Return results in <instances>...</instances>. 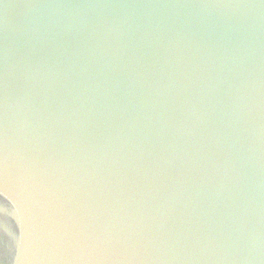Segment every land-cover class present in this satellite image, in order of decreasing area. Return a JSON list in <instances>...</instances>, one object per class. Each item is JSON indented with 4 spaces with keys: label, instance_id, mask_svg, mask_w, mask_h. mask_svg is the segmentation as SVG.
Wrapping results in <instances>:
<instances>
[{
    "label": "water",
    "instance_id": "95a60500",
    "mask_svg": "<svg viewBox=\"0 0 264 264\" xmlns=\"http://www.w3.org/2000/svg\"><path fill=\"white\" fill-rule=\"evenodd\" d=\"M0 264H264V0H0Z\"/></svg>",
    "mask_w": 264,
    "mask_h": 264
}]
</instances>
